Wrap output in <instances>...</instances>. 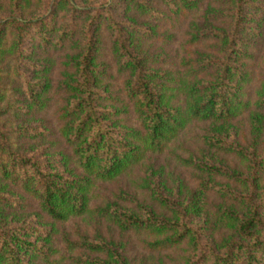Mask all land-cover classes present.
<instances>
[{
  "label": "trees",
  "instance_id": "16d2710c",
  "mask_svg": "<svg viewBox=\"0 0 264 264\" xmlns=\"http://www.w3.org/2000/svg\"><path fill=\"white\" fill-rule=\"evenodd\" d=\"M263 42L264 0H0V264H264Z\"/></svg>",
  "mask_w": 264,
  "mask_h": 264
},
{
  "label": "rangeland",
  "instance_id": "374dc122",
  "mask_svg": "<svg viewBox=\"0 0 264 264\" xmlns=\"http://www.w3.org/2000/svg\"><path fill=\"white\" fill-rule=\"evenodd\" d=\"M170 33H174L175 35V42L172 43V45L170 46H167V50L169 53H170V56L173 57V60H178L177 57H178V51L180 50V39H181V33L180 32H172L171 30H169ZM262 50L257 54V58L256 60H254V62L252 63V69L254 70L255 74H256V78H258L262 72L264 71V42H263V45H262ZM55 59L51 61V63H53V66H54V72L55 74H59L62 72V56L60 55H55ZM176 57V58H174ZM107 62L109 63V73L111 74V78L110 80L115 82L117 85L120 84V79L119 77H117V73L115 71V68H114V64L111 63V57H110V54L107 53L106 56H105ZM56 76V80H59V77L58 75H54ZM254 82V81H253ZM135 121H134V118L132 117H129V123L133 124ZM156 157H159L161 162L162 161H168L169 159L166 157V156H155V157H152V158H156ZM151 159V157H150ZM169 168H172L170 165L168 167ZM103 185H106V184H103ZM61 228V226H60ZM134 254L135 255H138V250L135 249L134 251Z\"/></svg>",
  "mask_w": 264,
  "mask_h": 264
}]
</instances>
